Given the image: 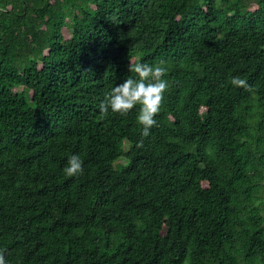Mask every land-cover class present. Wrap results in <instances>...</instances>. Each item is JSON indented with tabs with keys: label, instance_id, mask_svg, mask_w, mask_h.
<instances>
[{
	"label": "trees",
	"instance_id": "16d2710c",
	"mask_svg": "<svg viewBox=\"0 0 264 264\" xmlns=\"http://www.w3.org/2000/svg\"><path fill=\"white\" fill-rule=\"evenodd\" d=\"M136 62L167 69L147 137L99 110ZM0 254L264 264V0H0Z\"/></svg>",
	"mask_w": 264,
	"mask_h": 264
},
{
	"label": "clouds",
	"instance_id": "9594fccd",
	"mask_svg": "<svg viewBox=\"0 0 264 264\" xmlns=\"http://www.w3.org/2000/svg\"><path fill=\"white\" fill-rule=\"evenodd\" d=\"M129 72L136 74L135 77L127 76L123 82L115 84L104 94L100 101L99 110L102 114L119 113L127 115L134 107H138L136 120L141 126V135L147 137L151 128L158 122L156 114L161 109L165 91L169 87L168 81L164 78L166 67L163 62L149 64L143 62L130 63ZM234 86L245 87L246 81L238 76L231 79ZM83 171V161L78 154H72L67 159L64 172L68 176H74ZM0 264H6L4 256L0 254Z\"/></svg>",
	"mask_w": 264,
	"mask_h": 264
},
{
	"label": "rangeland",
	"instance_id": "374dc122",
	"mask_svg": "<svg viewBox=\"0 0 264 264\" xmlns=\"http://www.w3.org/2000/svg\"><path fill=\"white\" fill-rule=\"evenodd\" d=\"M120 161H123V159H121Z\"/></svg>",
	"mask_w": 264,
	"mask_h": 264
}]
</instances>
